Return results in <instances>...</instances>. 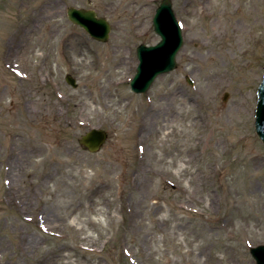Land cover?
Returning a JSON list of instances; mask_svg holds the SVG:
<instances>
[{
    "label": "rangeland",
    "instance_id": "1",
    "mask_svg": "<svg viewBox=\"0 0 264 264\" xmlns=\"http://www.w3.org/2000/svg\"><path fill=\"white\" fill-rule=\"evenodd\" d=\"M171 1L176 68L137 95L161 0H0V264H255L264 0ZM91 129L108 134L96 154L77 143Z\"/></svg>",
    "mask_w": 264,
    "mask_h": 264
},
{
    "label": "water",
    "instance_id": "2",
    "mask_svg": "<svg viewBox=\"0 0 264 264\" xmlns=\"http://www.w3.org/2000/svg\"><path fill=\"white\" fill-rule=\"evenodd\" d=\"M69 22L80 27L95 41L106 43L110 33V25L104 18L98 17L93 9L66 10ZM153 32L159 42L152 46L139 45L136 48L137 67L134 77L129 82L133 94L142 95L149 91L155 80L176 68V57L183 45L181 27L172 9L171 0H161L152 19ZM65 81L75 88V80L67 75ZM191 84L189 79H186ZM254 131L264 145V64L263 77L257 88V102L254 114ZM108 138V134L100 129H91L77 140L79 147L90 154L100 152ZM249 254L255 264H264V245L249 248Z\"/></svg>",
    "mask_w": 264,
    "mask_h": 264
}]
</instances>
